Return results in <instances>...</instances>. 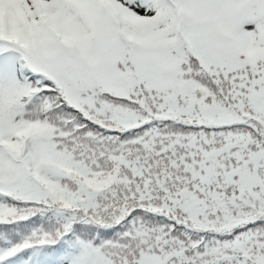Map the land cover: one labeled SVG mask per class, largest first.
Listing matches in <instances>:
<instances>
[{"label": "snow or ice", "instance_id": "snow-or-ice-1", "mask_svg": "<svg viewBox=\"0 0 264 264\" xmlns=\"http://www.w3.org/2000/svg\"><path fill=\"white\" fill-rule=\"evenodd\" d=\"M0 264H264V0H0Z\"/></svg>", "mask_w": 264, "mask_h": 264}]
</instances>
